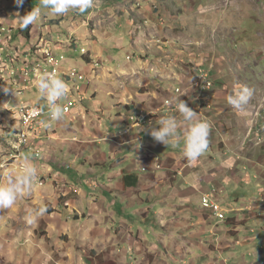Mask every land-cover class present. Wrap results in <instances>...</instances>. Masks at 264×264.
<instances>
[{
  "label": "crops",
  "instance_id": "1",
  "mask_svg": "<svg viewBox=\"0 0 264 264\" xmlns=\"http://www.w3.org/2000/svg\"><path fill=\"white\" fill-rule=\"evenodd\" d=\"M30 5L32 10V0ZM179 12L178 0H94V6L85 14L73 15L69 11L57 17L43 15L32 24L31 45L25 47L23 44L25 49L22 52L45 42L49 46L57 44L59 52L67 53L69 65V56L73 57L67 40L69 35L77 40L76 35L82 32L81 35L98 39L99 30H104L103 35L113 43L112 47L107 39L113 53L109 48L100 50L98 47L96 57L89 53L81 56L85 64L80 63L78 69L87 77L81 80L80 85L85 95L82 101L85 108L76 105L78 109L65 114L70 123L64 119L55 122L56 134L61 139L67 138L60 132L69 134L73 128H81L84 137L87 134L94 136L98 142L87 139L75 142L73 139L77 137L68 143L46 139L42 142L41 159L34 160L30 155H24L17 161L21 170L27 156L36 167L39 180L42 178L46 183L42 187L35 182L32 190L19 197L14 206L0 209V264H181V260L190 253L180 234L190 233L191 240L188 242L193 247L199 245L202 236H205L203 241H207L206 225L212 214L207 211L206 215L193 219L195 212L192 204L196 197L199 196L202 201L204 193L215 187L221 193L234 196L233 191L243 181L249 184L257 182L258 192H264V157L259 158L256 152H251L252 148L248 149L250 152H245L250 137H259L256 125L264 123V95L260 97L253 93L246 112L237 114L227 103V97L233 93L237 83L228 80L222 61L208 62L212 57L210 52L214 53L215 48L207 45V37H202L207 33L194 36L192 30L185 26L181 36L177 34L185 45L181 51L176 45L175 33L166 31L168 28L165 27L173 21L181 22ZM158 26L163 28L162 31L157 29ZM18 27L10 28L18 30L17 39H23ZM112 29L129 38L132 46L129 49L124 47L125 36L121 39L110 36ZM55 32H62L56 41L50 39V34ZM192 36L199 38L196 41H201L202 46L196 41L190 43ZM17 48L22 50L20 46ZM117 50H132L133 55L120 63ZM100 52L110 62L102 59ZM96 60L101 61L100 69L106 70L104 79L98 75L99 63ZM207 63L209 68L206 70ZM198 70L210 73L216 84L211 91L215 109L197 113L199 120L210 125L207 152L212 165L207 169L201 157L190 165L183 156V135L175 148L156 142L151 137V128L159 127L160 119L167 117L165 113H161L153 125H147L151 121H142V125L133 127L129 120L130 114L135 111L160 109L163 101L173 95L174 89L197 76ZM62 80L70 81L66 77ZM95 82H102L111 88L105 93L113 97L109 112H117L119 123L116 119L111 127L95 125L90 132L76 121H87L94 114L92 107L86 105L88 92H92L89 97L94 99L96 114H105L97 109ZM80 86H73L76 100H83ZM73 113L77 118L71 117ZM175 117L178 121L182 119L180 114ZM13 139L15 150L18 149L14 155H17L22 147L17 138ZM138 142L141 145L139 149ZM59 152L61 156H58ZM199 164L203 165L202 173L193 168ZM20 170L12 169L10 176L0 178V185H6ZM161 170L164 172L155 174ZM140 172L146 174L140 176ZM240 200L237 197L235 201ZM222 202L225 199L222 198ZM45 205L47 213L29 224L27 218L34 216L35 211ZM154 206L157 208L153 210ZM235 209L243 222L231 224L245 225L252 222L254 215V220L264 228V213L261 214L264 206L259 203L240 204ZM168 217L172 219L170 222H160ZM142 227L148 228V234H144ZM195 228H200L197 231L201 234H196ZM226 232L238 234L237 231ZM178 237L181 238L177 240ZM203 241L200 244L203 254L198 256L199 260L208 258L214 251L230 248L226 240L219 241L218 250L217 245L203 244ZM190 262L193 264L194 259L191 258Z\"/></svg>",
  "mask_w": 264,
  "mask_h": 264
},
{
  "label": "rangeland",
  "instance_id": "2",
  "mask_svg": "<svg viewBox=\"0 0 264 264\" xmlns=\"http://www.w3.org/2000/svg\"><path fill=\"white\" fill-rule=\"evenodd\" d=\"M30 1L31 0H25L24 5L20 8H17L13 0H0V24L2 23L5 28H17L19 26V16H23L27 13V11H31ZM32 1L34 2V8L40 6V0ZM178 3L181 22L179 21V23H175L173 21L170 26H166L165 28H168L166 30L168 33H175V42L176 45L179 46L181 51H183L184 49V42L177 37V34L181 36L182 29H184L185 26H187L188 29L192 30L194 36L200 35V33L202 32H206L207 35H204L202 37L204 39L205 37H207V45L215 48L214 53L210 52L212 57L208 60V62L214 63L216 59L222 61L225 65V74L228 77V80L237 84L246 85L247 87L252 89L253 93L258 94L260 97H262L264 95V0H178ZM70 12L73 13V15H82L79 14L76 10H70ZM43 15L57 17V15H53L48 9L42 10V16ZM182 23H185L186 25H183ZM157 29L162 31L163 28L158 26ZM17 31H13L12 36L7 39L8 45L12 47L20 46L21 48L23 47V44H25V47L27 45H31L29 43V41L31 40L27 41L24 38L17 39ZM61 33L62 32L51 33L50 39L56 41V38L60 36ZM81 33L76 35L78 41L76 52L75 49L70 51V55H72L73 57L69 56V65L66 58L65 61H58V63L52 64V71H64L65 69L67 74L64 73V75H62L60 73L61 79L64 78L65 75L67 78L71 79V67L78 69L80 63L82 65L85 64L84 60L81 58V49L84 48L82 52L87 51L93 57H96L95 50H97L98 47L100 50L108 48L110 50V48L113 47L112 41L109 38H106L105 35H103L104 30H99V34L97 36L99 37L98 39H93V37L89 38V36L81 35ZM5 35L7 36V34ZM140 35H143L142 31H140ZM110 36H115L118 39H121L122 36L125 35L120 36L119 30L112 29L110 31ZM194 36H192L193 39L189 40L191 41L190 43L196 40H200L199 38H195ZM107 39L110 40L112 47H110ZM97 40H99L100 42H98ZM196 42L199 46H202L201 41ZM141 43H143V38L141 39ZM123 44L126 49H129L132 46V41L125 36ZM52 45L53 46H49L47 45V43H45L43 47L38 48L37 53L32 52V50L28 48L29 50L27 51V57L24 60L25 63L32 66H41L42 60L45 59L46 52L49 49H53L55 52V49L58 48L57 44L52 43ZM25 47L22 48V51H24ZM5 49L6 45H4L3 42H0V138H2L0 139V178H7V175L10 176V171L12 169L14 171L20 170V165L17 161L19 160V158L22 159L24 155H30V158L34 159V156L28 154L25 151H19V154L14 155L17 153L18 149H16L17 151L15 150V140L13 139V137L17 138L18 144L21 147H23L24 144L27 143L28 135L32 132V127L23 124L22 116L20 115L18 109H20L21 105L25 106L26 103L32 105L35 100H38V95L35 94V91H32L33 93L29 94H27L26 92H22L21 94H16L13 96V87L10 84L11 79L7 73L8 61H6L3 56ZM111 52L113 53V51ZM117 52L119 57L118 62L120 63H124L127 60L128 56L132 57L133 55L132 50H130L129 52H121L117 50ZM12 54H16L18 57L17 52H13ZM99 55L105 61L110 62L107 56H104L103 52H100ZM198 55L199 57H201L199 53ZM206 55H208V53ZM74 57H78V59L76 60L74 59ZM96 62L99 63V67L97 69L100 72L98 75L102 76V79H104V77L106 76V70L100 69L101 61L96 60ZM208 68L209 64L207 63L205 69L207 70ZM6 73L7 76H5ZM200 74L201 73L198 70L197 76L182 85L185 88H190L191 86L195 87L198 83ZM31 77H39V70H31ZM107 77L110 80V76L108 75V73ZM6 87L9 88V91L7 93L4 91V88ZM93 87H95L94 92H98L97 109L104 112L105 114H96L94 106L95 104L93 102L94 99L89 97L92 92H88V103L86 105L88 107H92L94 114L84 122L76 119V124L85 125V127H87L90 132H92L91 128H93L95 125L102 124L104 127H107V125H110L111 127L116 119L119 123V116L117 115V112H109V106L113 102V97H108L105 93L109 92L108 89L111 88L105 84H102V82H95ZM179 91L180 89H177L176 94ZM181 98H183V96ZM211 100L213 101V108L215 109V99ZM78 105H80L79 107L81 109L85 108L81 100L77 101V106ZM44 107H47L45 101ZM76 107H72V112ZM32 108L34 107H26V110ZM71 117L77 118V115L73 113ZM64 120L70 123L69 117H65ZM262 121L264 122V117ZM55 122H51L52 128L48 132H46L44 139L41 140L43 143L46 139H51L59 143H68L72 141L74 137H77L73 139L75 142H80L84 139L92 142H98V138H94V136L87 134L86 137H84L83 129L81 128L80 130L77 128H73V131H69V134L72 135L60 132V134L63 135L64 138H67L61 139L56 134L57 128L55 127ZM141 123L142 121H138V125H142ZM153 124L154 122L147 125ZM259 125L260 122L256 125L259 132L257 133L259 137L257 138L255 136L257 139L253 138L254 136L250 137L248 143L246 144L247 150L245 152L247 153L250 151H254L256 152V155L261 158L264 157V123H261V126ZM43 126L44 124L40 127V129H33V132H43ZM10 130H12V132H9ZM7 132H9L10 134L8 133L7 135ZM4 137L5 139H3ZM101 138H103V136ZM18 144H16V147H18ZM41 146L43 148L42 144ZM250 148L252 149L248 151V149ZM61 155V152H59L58 156ZM209 155L210 153L206 152L203 156H201V160L203 161L202 164L205 166V169L212 165V162H210L208 159ZM14 156L17 157L15 158ZM39 159H41V157H39ZM202 164L195 165L193 167L197 173H202ZM151 169H153L154 171V168ZM163 172L162 170L156 171L155 174H160ZM145 174L146 172L139 173L140 176H143ZM37 176L39 175L36 172V177ZM39 179L40 178L37 177L35 184L42 187L45 186L46 180L41 178L42 181H40ZM244 183L245 181L239 183L237 189L233 191V193L235 194L234 196H230L227 192L221 193L220 190L215 187L218 194L217 196H219V194L221 193L219 198L217 197V200L225 209L224 213L226 211V217L221 221L213 212L209 211L212 215L209 217V223L206 225L208 233L205 240L207 241H203L205 236H202V240L198 242L199 249L197 248L198 246L193 247L192 244L188 242L189 240H191L189 238L190 233L180 234L184 237V243L187 244V250L190 253L189 255L186 254V259L181 260V264H191V258L194 259L193 264H207L208 262H211V264H264V228L261 227V223L257 220H254L256 219V217H254V215L252 214V222H248L247 224L242 226H235L231 224V222H243L241 217L238 218L237 214L239 212L235 209V207L239 206L240 204H244L247 206L250 204L259 203L261 207L264 206V199L262 198L261 201L260 197L258 196L259 192L256 188L258 185L257 182L254 181L250 184ZM237 197L241 199L240 202L235 201ZM222 198L225 199V202H222ZM230 199L233 200L231 201ZM192 206L195 212L192 215L193 219L199 218L200 215L207 214L208 210H205L202 207V201L199 196L194 199ZM155 208H157V206H154L153 210ZM263 213L264 210L262 209L261 214ZM171 220L172 219L168 217L166 219H161L160 222H170ZM202 228H204V226ZM141 229L144 230V234H148L147 227H142ZM195 229L196 234H201V232L197 231L200 230V228ZM210 231H212L213 233H210ZM226 231H237L238 234H227ZM180 238L181 237H178L177 240H179ZM220 240L228 241L230 244V248L228 250L214 251L213 254L208 256V258L199 260L198 256L203 254L200 246L202 241L204 242L203 244H206L207 242L208 245H217L216 248L218 250Z\"/></svg>",
  "mask_w": 264,
  "mask_h": 264
},
{
  "label": "clouds",
  "instance_id": "3",
  "mask_svg": "<svg viewBox=\"0 0 264 264\" xmlns=\"http://www.w3.org/2000/svg\"><path fill=\"white\" fill-rule=\"evenodd\" d=\"M13 2L17 8H20L24 5L25 0H13ZM93 6L94 0H40V6L32 8L30 12H27L23 16H19V29L23 31L27 29L29 25L39 21L43 9L50 10L53 15L61 16L67 14L70 10H76L79 14H85ZM202 72L207 73L210 81L214 83L210 77V73L201 70L200 73L202 74ZM201 74L199 78L201 77ZM215 87L216 84L214 83V88ZM67 89V83L55 74L46 73L40 75L38 78L37 99L45 101L51 122L60 121L65 118L66 110L61 103H58V101H61L66 97ZM177 89L185 91L187 88L183 85L175 88L173 95L163 101L162 107L158 110H153L158 112V117L161 113H165L167 117L160 119L159 127L151 128L149 134L156 142L162 143L165 146L170 145L173 148L178 146L181 135H183V156L190 165H193L209 148L208 137L210 134V125L206 121L199 120L197 113L213 111L214 108L212 110H207L205 108L202 110H196V106H201L202 102L195 101L192 97H183L176 104L177 112L175 115L168 114L165 103L167 100H172L177 97ZM4 91L7 93L9 88H4ZM211 91L212 90L206 92L204 96L206 94L210 95ZM252 95V89L246 85L237 84L233 89V93L227 97V103L237 112V114L243 115L246 112V107L251 100ZM177 114H180L182 117L179 121L175 117ZM41 123L44 124L45 127L50 126L49 122L41 121ZM182 127L183 132H181ZM140 147L141 145L138 142L137 149ZM36 171L34 164H32L29 158L25 156L19 174L14 178H10L6 185H0V209L11 208L15 205L19 197L32 190L37 179ZM47 211L48 208L46 205L41 206L35 211L34 216L27 218V222L29 224L35 223L36 218L42 217Z\"/></svg>",
  "mask_w": 264,
  "mask_h": 264
},
{
  "label": "built area",
  "instance_id": "4",
  "mask_svg": "<svg viewBox=\"0 0 264 264\" xmlns=\"http://www.w3.org/2000/svg\"><path fill=\"white\" fill-rule=\"evenodd\" d=\"M4 32V31H3ZM11 36H5L4 33L0 34V42H3L6 45V49L3 53L4 59L8 61V76L11 79V86L13 87V96L16 94H21L22 92H26L27 94L37 92V83L39 77H31V70H39V76L46 73H52L60 77V71H52V63H58V61H65V56L55 53L53 49H49L46 52L45 59L42 60L41 66H32L30 64H26L25 62L21 65V61H19L16 54L10 53V45L7 43V39ZM87 54L86 52H83ZM72 77L70 81L66 82L68 85L67 95L65 98L66 102L63 103L62 100L58 101L65 108V114H71L72 107H76V93H73V86H80L82 79H87L86 75L80 71L79 69L71 67ZM214 88V83L210 81L209 75L205 72H202L201 77L198 79V83L196 86H191L187 88L185 91H180L177 93V97L172 100H167L165 105L167 109V113L170 115H175L177 112L176 104L181 100V97H192L195 101L202 102L201 106H196V110H202L203 108L207 110L213 109V101L205 97L204 94L209 92ZM33 91V92H32ZM83 100L85 98L84 91ZM26 107H36V114H26ZM20 115L25 118V122H33L41 123V121L49 122L50 126L46 127L45 132H32L28 135V141L22 147L21 151H25L28 154L34 156L33 158L39 160V157H42V141L46 132H48L51 127V121L49 119L48 108L44 107V100H35L32 105L26 103L25 106L20 107L18 109ZM158 117L157 111H143V112H134L130 115V122L134 127H138V121H151L155 122ZM42 181V180H40ZM217 190L216 188L209 189V192H205L202 198V207L205 210L213 212L219 220L225 219L224 208L217 200ZM228 220V218H227Z\"/></svg>",
  "mask_w": 264,
  "mask_h": 264
},
{
  "label": "trees",
  "instance_id": "5",
  "mask_svg": "<svg viewBox=\"0 0 264 264\" xmlns=\"http://www.w3.org/2000/svg\"><path fill=\"white\" fill-rule=\"evenodd\" d=\"M3 31H4V32H3ZM12 31H13L12 28H5L3 24H0V34H1V33H4V35H5V34H7V35H11V32H12ZM19 32L22 34V36L24 37V39H26L27 41H29V40L32 39V35H31V32H32V25H29L28 28L25 29V30H23V31H21V30L19 29ZM5 36H6V35H5ZM67 40H69V42H70V46H69L70 49H72V50L75 49V50H76V47H77L78 41L75 40L74 36L72 35V37H70V35H69V37L67 38ZM29 43H30V41H29ZM38 47H39V45H36V46H34L33 48H31L32 52L36 53L37 50H38ZM58 48H59V47H58ZM58 48L55 49V50H56L55 52H58V54L67 57V56H66L67 53H65V52H59V49H58ZM83 49H84V48H83ZM83 49H81V54H82V56L88 55V54H84V53L82 52ZM9 52H10V53L17 52V53H18V58H20L19 61H21L20 64L23 65V63L25 62L24 60H25V58L27 57V52H22V50H20L19 48L17 49V48H14V47H12V46H10V51H9ZM66 59H67V58H66ZM205 97H208V98H210V99H214V98L212 97L211 93H210V95H207V94H206ZM62 102H63V103L66 102L65 98L62 99ZM66 115H69V114H66ZM144 126H145V125H144ZM8 133H9V132H7L6 134L8 135ZM0 139H2V138H0ZM3 139H5V137H4ZM261 194H262V195H261ZM258 196L260 197V200L262 201V198L264 199V192H263V191H260L259 194H258Z\"/></svg>",
  "mask_w": 264,
  "mask_h": 264
},
{
  "label": "bare ground",
  "instance_id": "6",
  "mask_svg": "<svg viewBox=\"0 0 264 264\" xmlns=\"http://www.w3.org/2000/svg\"><path fill=\"white\" fill-rule=\"evenodd\" d=\"M45 43H47V42H45ZM44 43V44H45ZM44 44L43 45H41V46H39L38 48H41V47H43L44 46ZM53 46V45H52ZM38 52V51H37ZM36 52V53H37ZM20 59V58H19ZM53 64V63H52ZM8 73V72H7ZM7 73L5 74V76H7ZM60 73H61V71H60ZM64 73H66V72H64V71H62V75H64ZM69 73V72H68ZM67 74V73H66ZM65 77H66V75H65ZM67 78V77H66ZM68 80H70L69 78H67ZM179 90V89H178ZM26 114H36V107H34V108H32V109H29V110H26ZM22 122H23V124H25V125H27V126H30V127H32V129H40V127L43 125L42 123H35V124H33V122H25V118L24 117H22ZM36 131V130H35Z\"/></svg>",
  "mask_w": 264,
  "mask_h": 264
}]
</instances>
